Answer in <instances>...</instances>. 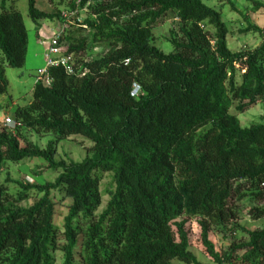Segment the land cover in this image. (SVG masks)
<instances>
[{"label":"trees","instance_id":"trees-1","mask_svg":"<svg viewBox=\"0 0 264 264\" xmlns=\"http://www.w3.org/2000/svg\"><path fill=\"white\" fill-rule=\"evenodd\" d=\"M49 1L46 11L27 0L36 25L64 23L60 4L84 10L61 37L76 66L50 65L51 82H35L32 98L14 107L16 124H0V264H264V224L237 225L246 238L221 251L209 238L240 215L242 202L255 203L251 217H264L256 204L264 201V122L243 127L229 112L264 100V25L247 21L240 30L260 41L233 50L220 11L203 0ZM249 1L264 13L263 0ZM168 18L178 32L170 29L173 48L164 52L153 29ZM26 49L22 14L0 0V94L4 67H21ZM24 129L54 138L41 147ZM74 134L92 141L91 155L55 159L58 141ZM35 157L57 172L52 181L1 178L9 162ZM9 183L19 190L9 193ZM54 190L71 198L61 228ZM191 216L210 262L190 250Z\"/></svg>","mask_w":264,"mask_h":264},{"label":"rangeland","instance_id":"rangeland-1","mask_svg":"<svg viewBox=\"0 0 264 264\" xmlns=\"http://www.w3.org/2000/svg\"><path fill=\"white\" fill-rule=\"evenodd\" d=\"M203 1L207 5L220 11L222 20L229 29L227 43L231 49L235 50L243 46H254L259 43L260 37L258 33H254L253 31L242 32L240 28L243 27V25H247V21L262 27L264 25V13L262 8L252 10L251 7L253 4L249 0H231L234 3V7H231L229 2H222L221 0ZM6 4H13L14 7L20 11L27 29V49L24 64L21 67H4V76L8 84L7 91L0 94V115L8 114L11 116L16 105H23L32 98V88L35 83L37 70L38 68L44 67L46 64L44 56L49 46L50 38L55 32L61 29L63 23L58 19H41L36 25L28 15L27 0H6ZM36 6L43 10H52L54 8V3L49 0H36ZM58 8L62 11H67L63 4L58 5ZM83 17L84 10H78L75 14L68 15L64 23H66V27L71 25L70 28L74 29L78 26ZM246 18L248 20H246ZM170 29L174 32H178L177 20L168 18L153 29V42L164 52H169L173 48L171 42L168 40L171 34ZM99 50L100 47H95L91 49L90 52L86 53L84 57L94 55ZM229 112L237 115L239 123L243 127L253 123L264 122V100L255 102L241 112H237L232 106ZM25 135L28 139L41 147L45 146L50 139L54 138L52 134L39 135L35 131L30 130H25ZM91 145L92 141L81 134L70 135L58 141L54 157L55 159H71L78 162L85 156L91 155L92 151L89 149ZM45 164V161L40 157L32 158L29 161L23 160L18 164L9 162L8 166L5 167V171L1 174V178L4 179L6 176H9L11 179L15 180L24 177L23 179L25 181L29 183L33 182L25 177L28 175L38 182L52 181L57 175V172L52 168H47ZM33 170H39L41 174H34ZM109 180L110 173H106L100 182L101 190L105 188ZM7 187L8 192L12 194L19 190V187L14 183H9ZM52 195L54 200L57 201L55 223L61 228L63 225V217L67 212V205L70 203L71 198L62 196V192L58 190H54ZM107 198L108 195L106 194L102 196L101 207H103ZM32 201L33 197L21 201L20 204L27 205ZM253 204L248 201L240 203V215L232 220L233 222L231 224L219 227L213 226L209 233V238L212 240L217 250H224L231 242L241 241L246 238V233L241 231L240 228L237 229V225L247 229H254L264 224V217L253 218L248 213V209ZM256 204L263 205L264 201H260ZM186 228L190 236V250L200 261H212L210 255L206 252L201 243L200 227L197 223L196 216L188 218ZM231 228H236V230L231 231ZM56 257H59V253L56 254ZM57 263L59 264V259Z\"/></svg>","mask_w":264,"mask_h":264},{"label":"built area","instance_id":"built-area-1","mask_svg":"<svg viewBox=\"0 0 264 264\" xmlns=\"http://www.w3.org/2000/svg\"><path fill=\"white\" fill-rule=\"evenodd\" d=\"M76 5H79L80 0H75ZM83 10V9H81ZM78 11L77 8L74 10H67L63 11V16L66 17L70 14H75ZM85 26V25H83ZM66 28V23H63L61 26V29L53 34V36L50 38L49 46L45 53V66L42 68H39L37 70V74L35 77V82L41 81L44 84H49L51 82V78L48 75V67L50 65H62L67 72H73L76 66L75 63V55L73 52H66V46L63 44L61 37L63 35V32ZM86 70H84L81 74H84ZM0 124L5 127H13L16 122L12 118V116L8 114L0 115ZM25 177L29 178L30 181H33L34 179L28 175ZM32 183V182H31Z\"/></svg>","mask_w":264,"mask_h":264},{"label":"crops","instance_id":"crops-1","mask_svg":"<svg viewBox=\"0 0 264 264\" xmlns=\"http://www.w3.org/2000/svg\"><path fill=\"white\" fill-rule=\"evenodd\" d=\"M46 11H50V10H46ZM39 69V68H38Z\"/></svg>","mask_w":264,"mask_h":264}]
</instances>
